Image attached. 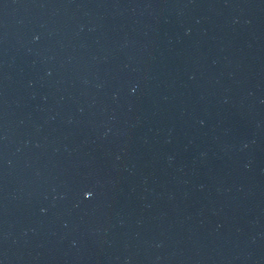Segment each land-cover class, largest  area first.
I'll list each match as a JSON object with an SVG mask.
<instances>
[{
    "label": "water",
    "instance_id": "obj_1",
    "mask_svg": "<svg viewBox=\"0 0 264 264\" xmlns=\"http://www.w3.org/2000/svg\"><path fill=\"white\" fill-rule=\"evenodd\" d=\"M0 264H264V0H0Z\"/></svg>",
    "mask_w": 264,
    "mask_h": 264
}]
</instances>
